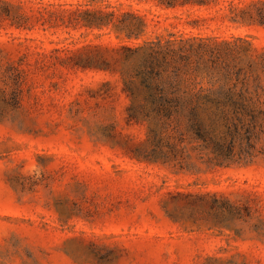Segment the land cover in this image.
Masks as SVG:
<instances>
[{
    "label": "rangeland",
    "instance_id": "rangeland-1",
    "mask_svg": "<svg viewBox=\"0 0 264 264\" xmlns=\"http://www.w3.org/2000/svg\"><path fill=\"white\" fill-rule=\"evenodd\" d=\"M0 264H264V0H0Z\"/></svg>",
    "mask_w": 264,
    "mask_h": 264
},
{
    "label": "trees",
    "instance_id": "trees-1",
    "mask_svg": "<svg viewBox=\"0 0 264 264\" xmlns=\"http://www.w3.org/2000/svg\"><path fill=\"white\" fill-rule=\"evenodd\" d=\"M144 92L141 100L130 105L128 111L141 112L145 117H151L157 122H164L173 115L175 118L182 113L187 115L190 126L199 129L202 120L199 111L202 105L215 103L218 101L216 95L208 94L200 96L198 94L189 95L183 98L175 94H166L162 86L153 79H142Z\"/></svg>",
    "mask_w": 264,
    "mask_h": 264
}]
</instances>
